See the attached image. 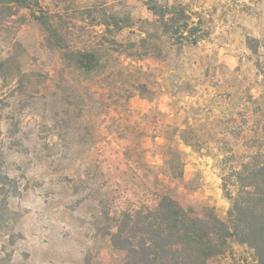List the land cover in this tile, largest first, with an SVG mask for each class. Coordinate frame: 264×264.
Here are the masks:
<instances>
[{
  "label": "rangeland",
  "instance_id": "obj_1",
  "mask_svg": "<svg viewBox=\"0 0 264 264\" xmlns=\"http://www.w3.org/2000/svg\"><path fill=\"white\" fill-rule=\"evenodd\" d=\"M147 1L0 7V264H125L105 212L168 193L227 220L223 177L243 156L264 157V0H156L187 5L209 33L196 46L163 39L162 56L142 44L139 22L155 20ZM102 10L137 24L113 43L95 25ZM79 52L97 68L80 69ZM236 253L255 264L251 250Z\"/></svg>",
  "mask_w": 264,
  "mask_h": 264
},
{
  "label": "trees",
  "instance_id": "obj_2",
  "mask_svg": "<svg viewBox=\"0 0 264 264\" xmlns=\"http://www.w3.org/2000/svg\"><path fill=\"white\" fill-rule=\"evenodd\" d=\"M147 6L155 20H141L138 28L145 34L141 40L150 54L162 56L163 39L180 48L196 46L209 34L204 30L202 17L189 11L187 5L148 0ZM0 7L32 12L42 9L40 0H0ZM40 12L33 13L34 17L42 22L50 38L55 36L57 28ZM96 22L106 35L113 36V43L116 34L137 24L130 16L107 10L98 13ZM144 24H154L157 30L146 31ZM130 44L136 47V43ZM75 62L87 72L98 65L97 55L91 52L77 53ZM181 139L193 146L187 130ZM228 182L235 187V194L228 189ZM222 190L230 201L227 220L211 207H205L203 215H199L193 207H185L172 195L163 193L157 195L154 205L142 203L116 215L105 212L106 235L114 249L125 253V264H211L212 259L230 250V241L247 246L254 263L264 264V157L260 153L243 156L238 167H231L223 177Z\"/></svg>",
  "mask_w": 264,
  "mask_h": 264
},
{
  "label": "crops",
  "instance_id": "obj_3",
  "mask_svg": "<svg viewBox=\"0 0 264 264\" xmlns=\"http://www.w3.org/2000/svg\"><path fill=\"white\" fill-rule=\"evenodd\" d=\"M236 248H240L241 250H249L248 247L245 245L234 243L230 248L229 252H227L225 255L217 256L216 258H219L221 264H234L237 260V264H244L245 262H248L249 259H237L238 254L236 253Z\"/></svg>",
  "mask_w": 264,
  "mask_h": 264
}]
</instances>
